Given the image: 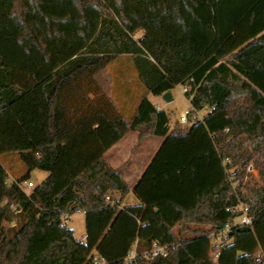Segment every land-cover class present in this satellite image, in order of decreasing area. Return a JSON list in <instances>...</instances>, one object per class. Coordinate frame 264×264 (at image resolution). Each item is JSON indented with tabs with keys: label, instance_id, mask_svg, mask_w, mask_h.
I'll use <instances>...</instances> for the list:
<instances>
[{
	"label": "trees",
	"instance_id": "16d2710c",
	"mask_svg": "<svg viewBox=\"0 0 264 264\" xmlns=\"http://www.w3.org/2000/svg\"><path fill=\"white\" fill-rule=\"evenodd\" d=\"M120 55L147 93L186 85L192 108L214 109L185 130L145 94L129 118L72 111L65 90L88 73L107 97L98 78ZM128 131L163 141L132 189L139 203L119 207L130 188L104 153ZM10 153L27 173L6 182L0 159V264H95L94 251L102 264H264V185L234 184L250 162L264 183V0H0V157ZM34 169L47 176L26 193L17 183ZM238 203L252 224L232 226L213 260L211 231ZM77 209L84 242L62 219ZM154 241L165 256L143 254Z\"/></svg>",
	"mask_w": 264,
	"mask_h": 264
},
{
	"label": "rangeland",
	"instance_id": "374dc122",
	"mask_svg": "<svg viewBox=\"0 0 264 264\" xmlns=\"http://www.w3.org/2000/svg\"><path fill=\"white\" fill-rule=\"evenodd\" d=\"M142 34V30H138L134 36L135 38H139ZM222 60H226V57L222 58ZM98 81L107 88L108 98L105 97L95 86V84L91 81L88 73H83L78 78V80L71 85V87H68L65 90V102L72 111L73 109H77V106L79 107L78 113L79 111L82 112L87 108L95 109L98 107L104 109L105 111H108L111 115L120 114L126 118H129L134 111L139 97L145 94L147 98L154 104L162 105V109H164L169 116L170 126H173L178 120L179 114L183 110L191 107L189 99L185 96L183 92V86L181 84L176 85L170 90L172 100L169 102H165L161 95L156 96L147 93L139 80L138 74L133 67L129 55H120L117 59L109 63L105 68V72L99 76ZM207 111V107H204L197 110V115L195 116V118H192V116L189 115L188 119H191L190 123H194L195 119L201 120L207 113ZM135 138L136 135L134 132L128 133L123 138V140L119 144L121 146L120 152L123 149L122 151H125L126 153H124V155H120V153L114 154L111 158L114 164L122 167L128 161V159L131 158L130 153H132L136 148L134 144L136 140ZM146 142L147 143H145L144 146L149 147L150 142ZM0 159L4 162V165L6 167V180L8 183H11L18 177L27 173L26 166L22 161L18 159L17 154L10 153L2 155ZM249 164H252L253 171H245V174H243V176L237 177L234 182V184H241V192L246 195H249V188L258 185H264L255 164L253 162H250ZM46 176L47 172L39 169H34L29 172L28 179L31 180L35 186L40 183ZM22 189L26 193H29L32 190V187H28L25 185L22 186ZM114 196L117 198V194H110L109 197L110 199H115ZM134 198L135 197L133 193L130 192L124 203L132 204V200ZM241 207L246 208V205L241 204ZM12 208H14V211L17 210L15 207ZM64 223L68 228L73 230V234L76 238L81 237L85 233L84 216L82 214H74L66 219ZM15 224L16 219H12L10 222H4V226L6 228ZM216 233L217 232L215 231H211L210 234L211 248L209 254L213 260L216 259V253L219 249V246L226 241L224 235L220 240L215 238ZM132 251H134L133 248Z\"/></svg>",
	"mask_w": 264,
	"mask_h": 264
},
{
	"label": "crops",
	"instance_id": "0c3cea01",
	"mask_svg": "<svg viewBox=\"0 0 264 264\" xmlns=\"http://www.w3.org/2000/svg\"><path fill=\"white\" fill-rule=\"evenodd\" d=\"M160 96V95H157ZM153 103V102H152ZM154 104V103H153ZM158 109H162V105L161 104H154ZM164 110V109H163ZM177 122V121H176ZM191 125L190 123V119H189V124L187 127H189ZM169 126H170V121H169ZM172 126H170L171 129ZM186 127V128H187ZM134 132L136 135V140H135V150L130 153L131 158L128 159V161L121 167L117 166L116 164H114L111 160L112 156L116 153H120V155H124V153H126L125 151L120 152L121 146L119 145L121 143V141L123 140V138L128 134V133H132ZM146 141L150 142L149 147L144 146L145 143H147ZM163 141V137L160 136H156V135H147L145 137H143L142 139H138V134L135 131H128L119 141H117L114 145H112L105 153H104V159L107 161V163L113 167L121 176V178L125 181V183L129 186L130 191L127 193V195L125 196V198L123 199L122 203L119 205V207H123L126 205H134V204H138L139 201L138 199L135 197L134 195V199L132 200V204H125L124 201L126 200L128 194L130 192H132V189L134 187V185L136 184V182L139 180V178L141 177L144 169L146 168V166L148 165V163L150 162L151 158L153 157V155L155 154V152L157 151L158 147L160 146V144ZM6 161V160H5ZM3 166L4 162L1 161ZM6 169V167H5ZM133 193V192H132ZM118 197V194H117ZM217 238V237H215Z\"/></svg>",
	"mask_w": 264,
	"mask_h": 264
},
{
	"label": "built area",
	"instance_id": "2783aa9c",
	"mask_svg": "<svg viewBox=\"0 0 264 264\" xmlns=\"http://www.w3.org/2000/svg\"><path fill=\"white\" fill-rule=\"evenodd\" d=\"M186 90H188V87L186 85H183V92H185ZM208 111L207 112H210L211 110L214 109L213 106L211 107H208L207 108ZM192 116V118H195V116L197 115V110H195L194 108L190 107V108H187L185 110H183L180 114H179V117H178V120H177V124L180 126V128L182 129H187V124L189 123V119H188V116ZM227 162H229V160H227ZM246 171L247 172H252L253 171V166L252 164H248L247 167H246ZM12 181V180H11ZM7 182V180H6ZM18 187L22 188V186H28V187H34V183L31 181V180H25L21 183H17ZM227 210H232L233 212H240L239 214H237L232 222L230 224H227L222 230H219L216 234H215V237H217V239H221L224 236L227 235V232L231 229L232 226H235V225H245V226H250L252 224V220H253V216L252 215H249L247 212H246V208H242L241 207V203H238L230 208H226ZM74 214H84V211L83 210H79L77 209L75 211ZM73 214V215H74ZM69 216H64L62 219L63 221H65L66 219H68ZM85 237H86V234L84 233L81 237H77L78 240L80 241H85ZM219 253V251H217L216 255ZM143 254L148 257V258H152V257H155V256H165L166 255V247L164 245H160L158 244L157 242H152L151 246L149 247V249L143 251ZM92 258H93V261L95 264H102L104 263V259L103 258H100L97 253L94 251L92 252ZM135 259V252L134 251H131L128 256L126 257V260L128 262H132L134 261Z\"/></svg>",
	"mask_w": 264,
	"mask_h": 264
},
{
	"label": "water",
	"instance_id": "95a60500",
	"mask_svg": "<svg viewBox=\"0 0 264 264\" xmlns=\"http://www.w3.org/2000/svg\"><path fill=\"white\" fill-rule=\"evenodd\" d=\"M161 96H162V98H163V100H164L165 102H169V101L172 100V96H171L170 90H166L165 92H163V93L161 94Z\"/></svg>",
	"mask_w": 264,
	"mask_h": 264
}]
</instances>
